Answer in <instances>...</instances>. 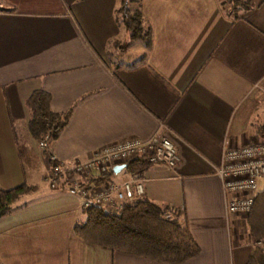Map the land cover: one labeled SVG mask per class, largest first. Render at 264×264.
<instances>
[{"label": "crops", "instance_id": "crops-1", "mask_svg": "<svg viewBox=\"0 0 264 264\" xmlns=\"http://www.w3.org/2000/svg\"><path fill=\"white\" fill-rule=\"evenodd\" d=\"M248 1L232 15L225 0H130L147 44L124 25L122 0H0V188L39 187L0 218V264H167L75 234L81 201L65 181L51 184L29 129L26 101L39 89L55 112L72 111L50 144L65 162L128 139L171 138L181 160L150 163L142 198L169 206L200 245L182 264L247 263L254 240L243 242L240 215L231 232L216 169L227 145L264 142V0ZM121 171L110 178L131 175Z\"/></svg>", "mask_w": 264, "mask_h": 264}, {"label": "trees", "instance_id": "trees-1", "mask_svg": "<svg viewBox=\"0 0 264 264\" xmlns=\"http://www.w3.org/2000/svg\"><path fill=\"white\" fill-rule=\"evenodd\" d=\"M233 6L247 9L248 0H230ZM130 0H122L117 10L132 38L150 43V33L144 26L139 10L132 11ZM2 10V8H0ZM236 15V14H235ZM31 117L29 129L39 141L50 144L59 139L72 117V111L55 112L51 95L42 90L34 91L26 101ZM264 129V127H262ZM149 166L144 160L127 165L130 174H143ZM37 185H18L0 188V218L14 210L13 204L23 195L38 190ZM169 206H160L147 198L128 203L120 213L94 207L84 210L85 219L76 223L75 234L86 243L113 252L133 254L150 260L182 264L201 253V247L187 226L179 223ZM249 234L254 242L264 239V182L255 195L252 211L246 216ZM246 264H264V252L255 246Z\"/></svg>", "mask_w": 264, "mask_h": 264}, {"label": "built area", "instance_id": "built-area-1", "mask_svg": "<svg viewBox=\"0 0 264 264\" xmlns=\"http://www.w3.org/2000/svg\"><path fill=\"white\" fill-rule=\"evenodd\" d=\"M40 148L48 164L51 184L59 185L65 181L79 197L85 211L100 207L108 212L120 213L125 205L144 196V175L131 174L124 180L111 179L117 166L125 165L127 168L131 162L144 160L149 164L160 163L175 168L181 160L172 139L163 135L151 140L128 139L107 145L93 158L79 162L61 160L50 151L47 141H40ZM216 175L227 195V211L248 215L264 182V142L227 145ZM254 245L264 252V239L254 242Z\"/></svg>", "mask_w": 264, "mask_h": 264}, {"label": "rangeland", "instance_id": "rangeland-1", "mask_svg": "<svg viewBox=\"0 0 264 264\" xmlns=\"http://www.w3.org/2000/svg\"><path fill=\"white\" fill-rule=\"evenodd\" d=\"M241 1H246V0H241ZM224 6H225V8H226V10H227V12L229 13V14H232V15H237V13H238V11L240 10V6H237V8L235 7V6H233V2H231L230 0H225V4H224ZM32 161L31 160H24L23 161V163H24V166L26 165V164H30ZM129 172H128V169L127 168H125V169H123L122 171H121V175H126V174H128ZM20 199H22L21 197L13 204V206H15L19 201H20ZM83 212H84V210H83ZM232 214V217H231V223H230V229H231V232L234 234L235 233V216L237 215H240V214H236V213H231ZM83 216V218H85L86 216H85V213H84V215H82ZM246 216L247 215H240V216H238V220H239V222H240V227H239V233H240V235H243V242L244 241H247L248 239H249V236H250V234H249V230H248V228H247V226H246ZM254 247H255V245H254Z\"/></svg>", "mask_w": 264, "mask_h": 264}, {"label": "water", "instance_id": "water-1", "mask_svg": "<svg viewBox=\"0 0 264 264\" xmlns=\"http://www.w3.org/2000/svg\"><path fill=\"white\" fill-rule=\"evenodd\" d=\"M124 168H126L125 165L117 166V167L115 168V172L118 173L119 171L123 170Z\"/></svg>", "mask_w": 264, "mask_h": 264}]
</instances>
